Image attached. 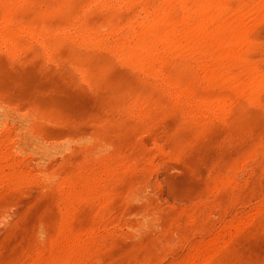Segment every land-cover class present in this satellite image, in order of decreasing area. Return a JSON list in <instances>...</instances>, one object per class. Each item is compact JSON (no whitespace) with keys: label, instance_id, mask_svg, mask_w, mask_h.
<instances>
[{"label":"rangeland","instance_id":"obj_1","mask_svg":"<svg viewBox=\"0 0 264 264\" xmlns=\"http://www.w3.org/2000/svg\"><path fill=\"white\" fill-rule=\"evenodd\" d=\"M0 264H264V0H0Z\"/></svg>","mask_w":264,"mask_h":264}]
</instances>
